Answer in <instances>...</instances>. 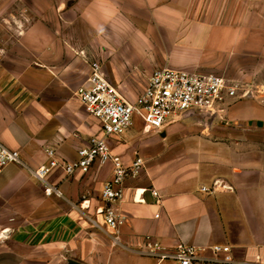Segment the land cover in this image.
Listing matches in <instances>:
<instances>
[{
  "label": "crops",
  "instance_id": "obj_1",
  "mask_svg": "<svg viewBox=\"0 0 264 264\" xmlns=\"http://www.w3.org/2000/svg\"><path fill=\"white\" fill-rule=\"evenodd\" d=\"M136 13L149 20L134 22ZM165 33L174 39L167 41ZM157 42L190 50V57L167 52L157 57L152 52ZM5 44L0 45V142L19 151L22 161L0 173V264H64L66 258L175 264L142 254L147 241L170 251L189 245L196 264H215V246L229 247L237 261L264 264V97L256 84L241 83L253 88L256 98L243 97L217 115L194 111L159 133L145 132L136 119L112 138L113 151L126 166L137 156L143 159L114 203L125 218L116 229L97 212L112 163L85 173L55 171L58 177L47 181L61 195L47 194L48 185L33 175L47 162V148L73 160L99 133V119L75 94L94 62L129 100L144 89L156 66L220 71L222 64L244 77L237 59L248 56L256 79L264 58V0L51 1ZM144 134L153 138L141 139ZM203 186L213 191H202ZM18 194L29 208L24 221L18 210L8 214V201ZM20 219L25 226H7Z\"/></svg>",
  "mask_w": 264,
  "mask_h": 264
},
{
  "label": "built area",
  "instance_id": "obj_2",
  "mask_svg": "<svg viewBox=\"0 0 264 264\" xmlns=\"http://www.w3.org/2000/svg\"><path fill=\"white\" fill-rule=\"evenodd\" d=\"M240 90V83L225 75L165 66L156 69L144 89L134 100H129L106 79L100 65L94 62L90 66L88 79L77 88L75 94L87 112L99 119L100 132L78 149L77 158L73 160L60 157L55 149L47 148V162L35 169L33 175L36 180L48 185L45 188L47 194L61 195L57 185L47 181L53 172L58 170L65 175L85 173L96 164L112 163L113 176L102 187L104 205L97 212L103 215L109 228L116 229L125 218L114 208V203L123 198L125 179L138 173L143 159L137 156L126 166L113 151L112 138L128 131L135 119L142 121L145 132L159 133L169 123L194 111L217 115L249 93L246 89L239 93ZM21 161L19 151L0 142V173L8 164H19ZM216 184L217 181L213 187ZM213 187L203 186L201 190L210 193ZM151 191L159 196L156 190ZM214 250L217 254L215 264H261L235 260L227 246H215ZM140 251L159 260L172 258L175 264H196L195 250L189 245L182 244L170 251L158 242L147 241Z\"/></svg>",
  "mask_w": 264,
  "mask_h": 264
},
{
  "label": "rangeland",
  "instance_id": "obj_3",
  "mask_svg": "<svg viewBox=\"0 0 264 264\" xmlns=\"http://www.w3.org/2000/svg\"><path fill=\"white\" fill-rule=\"evenodd\" d=\"M51 1H59V0H0V45L4 46L6 45L5 42L11 40V39H15L16 38V34L17 32H19V30L24 27L27 26L28 24H30L33 20H35V18H38V14L39 11L47 6H49V2ZM131 18H133L134 22H138V23H145L149 20L148 16H145L143 14H139L136 13L135 16H132ZM106 34H110L109 32H105ZM175 35L170 34V33H165L164 35V39H166L167 41L169 39H174ZM163 44V43H162ZM169 44V43H168ZM125 50V49H124ZM132 51V49H131ZM190 51V50H189ZM189 51L187 53H185L184 49H178V48H174L171 46H164L161 45L159 42H157V44L154 45V47H152V52L153 55H156L157 57L163 55L164 53H169V55L175 57V56H189ZM207 53L203 54L202 56L207 57ZM194 57H197V54L194 52L193 53ZM121 56H124L123 53L121 54ZM113 59H117V52L115 51L114 55H113ZM237 64L241 67V69L244 71V77L241 75H238L236 72L234 71H230L229 69H225V66H223L222 64H220V71H204V70H198V71H202V72H206V73H215V74H221V75H225L226 77H230V78H235V80H237L240 83H247L252 86V84H256V86H254V89L256 90V93L260 94V97H264V58L261 59V63L259 65L260 67V72L258 73V77L255 79L253 77V74L250 73L252 72V58L248 57V56H242V57H238L237 59ZM224 67V68H223ZM160 67H157L154 69H158ZM193 70V69H190ZM197 70V69H194ZM236 77L238 78H242V80H238L236 79ZM255 81V82H254ZM249 87V86H248ZM243 89H249V93L247 94L246 97L247 99L250 98H256L254 96V93L251 91L253 88H242L239 91V93H241L243 91ZM262 93V94H261ZM257 95V94H256ZM132 97V96H131ZM136 96H133L132 98H134ZM243 98H240V100H242ZM260 99V98H259ZM239 101V100H237ZM236 101V102H237ZM136 120V119H135ZM140 123L141 121L139 119H137ZM138 126L136 125L135 128H137ZM101 128V124L99 122V132ZM152 135V134H151ZM149 135H140L141 139H152L153 136ZM54 173V174H53ZM51 176H48L51 180H55L58 176L55 174V172H53ZM94 203L95 205L99 203V192H97L95 194V198H94ZM8 214L10 215V210L11 211H16L18 210L19 212H21L23 214V221L25 220V215L28 214L29 212V208L25 203V200L23 198V196H21L20 194L14 195L11 197L10 201H8ZM15 206V207H14ZM14 207V208H12ZM20 219V223L19 222H13L10 221L7 226L8 227H21V226H25V224L23 222H21ZM93 224V223H92ZM99 232V231H98Z\"/></svg>",
  "mask_w": 264,
  "mask_h": 264
},
{
  "label": "water",
  "instance_id": "obj_4",
  "mask_svg": "<svg viewBox=\"0 0 264 264\" xmlns=\"http://www.w3.org/2000/svg\"><path fill=\"white\" fill-rule=\"evenodd\" d=\"M64 264H86L73 258H66Z\"/></svg>",
  "mask_w": 264,
  "mask_h": 264
}]
</instances>
